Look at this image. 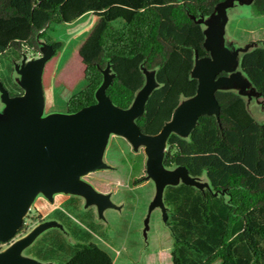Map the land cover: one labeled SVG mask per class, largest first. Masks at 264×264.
Masks as SVG:
<instances>
[{"label": "trees", "instance_id": "1", "mask_svg": "<svg viewBox=\"0 0 264 264\" xmlns=\"http://www.w3.org/2000/svg\"><path fill=\"white\" fill-rule=\"evenodd\" d=\"M222 1L0 0V56L23 50L41 53L40 40L57 53L62 44L49 35L53 26L72 23L88 13L102 15L107 24L81 54L87 85L68 99L66 112L96 103L101 69L107 64L116 77L106 94L116 106L129 108L145 83L144 64L157 70L160 86L137 123L143 132L157 134L181 100L197 91L198 82L191 78L195 50L200 57L209 56L203 45L204 27L188 12L196 18L208 17ZM252 8L256 17H264V0H255ZM117 22L122 25L116 26ZM241 68L264 96V47L244 54ZM0 80L11 96L23 93L11 77ZM216 96L220 122L202 116L189 139L171 135L168 141L165 166H184L191 176L205 177L211 187L201 191L181 184L165 190L167 227L174 239L172 264H264V123L252 116L237 93ZM56 214L67 226L70 217L62 210ZM78 235L79 241L71 245L55 229L25 253L55 264H62L57 263L59 258L66 260L64 264H113L106 251L87 242V230Z\"/></svg>", "mask_w": 264, "mask_h": 264}, {"label": "water", "instance_id": "2", "mask_svg": "<svg viewBox=\"0 0 264 264\" xmlns=\"http://www.w3.org/2000/svg\"><path fill=\"white\" fill-rule=\"evenodd\" d=\"M255 0H224L216 4L208 17H189L203 25L204 48L209 56L200 57L195 50L191 78L198 86L194 96L183 98L157 134L142 131L137 120L145 113L152 93L159 88L157 70L144 64L145 78L132 105L123 109L106 94L116 77L111 64L101 69L102 83L95 92L96 103L75 113H45L43 75L46 63L56 53L45 40H40V56L22 55L14 64L15 82L23 93L11 96L0 80V243L9 244L0 251V264H52L25 254L37 239L50 229L64 231L56 220L45 221L28 234L15 240L33 203L41 195L53 202L58 194L84 199V207H95L98 218L105 220L109 209L119 211L110 194L97 191L84 180L87 175L112 170L105 153L112 136L122 137L137 152L146 155V180L155 186L144 219L143 236L147 238L151 214L159 209L167 225L164 202L167 187L181 184L198 190H211L205 177H193L184 166L167 168L164 164L171 135L189 139L202 116H214L220 122L218 92H235L246 100L248 110L253 101L264 105V96L241 68L242 56L257 44L231 48L226 28L229 12L235 6H251ZM218 195V193H215Z\"/></svg>", "mask_w": 264, "mask_h": 264}, {"label": "rangeland", "instance_id": "3", "mask_svg": "<svg viewBox=\"0 0 264 264\" xmlns=\"http://www.w3.org/2000/svg\"><path fill=\"white\" fill-rule=\"evenodd\" d=\"M254 14L252 5L235 6L229 12L226 36L231 48L247 44L264 47V17H256ZM106 24L107 19L102 15L89 13L72 23L53 26L49 31V35L54 41L60 42L62 48L52 56L44 68L46 114L66 111L68 99L86 87L81 54L99 37ZM115 25L120 26L122 22ZM24 53L29 58L41 54L23 50L20 53L10 51L6 54L7 57L0 56L1 79L11 77L16 84L14 64L21 61ZM11 67L13 71L9 73ZM249 111L257 121L264 123V105L253 101ZM146 159L143 148L135 152L127 140L112 136L105 153V161L113 169L91 173L84 177V180L97 191L110 194L112 201L121 206V209L105 211V220H101L96 208H85L84 199L80 197L58 194L54 196L53 202H49L40 195L24 219V228L17 233L15 240L28 234L40 223L58 221L56 210H62L70 217V221L64 231L59 232L68 244L78 242V234L81 230H87V242L94 243L106 251L113 264H172L174 239L163 222L159 209L150 216L147 238L143 236L144 219L149 203L155 195L154 183L145 179ZM142 178L141 183H136ZM53 230L55 229L46 231L38 239ZM8 245L1 244L0 251ZM65 262L64 258L57 260V263ZM52 264H55V261Z\"/></svg>", "mask_w": 264, "mask_h": 264}, {"label": "flooded vegetation", "instance_id": "4", "mask_svg": "<svg viewBox=\"0 0 264 264\" xmlns=\"http://www.w3.org/2000/svg\"><path fill=\"white\" fill-rule=\"evenodd\" d=\"M57 219V218H56ZM58 221H60L62 224H63V226L64 227H66V225L61 221V220H59V219H57ZM91 227V226H90ZM57 230H59V229H57ZM59 231H61V230H59Z\"/></svg>", "mask_w": 264, "mask_h": 264}, {"label": "crops", "instance_id": "5", "mask_svg": "<svg viewBox=\"0 0 264 264\" xmlns=\"http://www.w3.org/2000/svg\"><path fill=\"white\" fill-rule=\"evenodd\" d=\"M88 14H89V13H88ZM85 15H86V14H85ZM85 15H84V16H85ZM82 17H83V16H82ZM82 17H80V18H82ZM80 18H79V19H80ZM79 19H77V20H79ZM75 21H76V20H75ZM72 96H73V95H72ZM61 112H66V111H61Z\"/></svg>", "mask_w": 264, "mask_h": 264}]
</instances>
